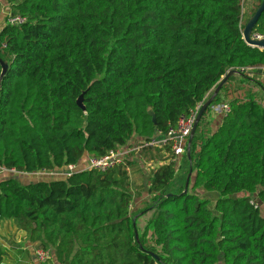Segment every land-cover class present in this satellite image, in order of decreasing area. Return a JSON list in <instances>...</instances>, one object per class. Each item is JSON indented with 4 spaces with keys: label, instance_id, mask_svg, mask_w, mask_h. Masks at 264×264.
Masks as SVG:
<instances>
[{
    "label": "trees",
    "instance_id": "16d2710c",
    "mask_svg": "<svg viewBox=\"0 0 264 264\" xmlns=\"http://www.w3.org/2000/svg\"><path fill=\"white\" fill-rule=\"evenodd\" d=\"M6 9L25 21L6 23ZM241 14L242 0H0V165L53 171L166 132L229 70L264 67ZM228 105L207 137L197 125L186 192L171 190L173 162L136 188L152 195L141 211L134 160L29 184L10 175L0 220L15 219L56 264H264V105L254 94ZM160 151L141 158L164 160ZM198 189L218 192L213 207Z\"/></svg>",
    "mask_w": 264,
    "mask_h": 264
},
{
    "label": "built area",
    "instance_id": "2783aa9c",
    "mask_svg": "<svg viewBox=\"0 0 264 264\" xmlns=\"http://www.w3.org/2000/svg\"><path fill=\"white\" fill-rule=\"evenodd\" d=\"M245 0H242L244 3ZM244 14V10L242 9ZM25 21V18L18 15V14H11L8 9H6V17L5 22L10 24H21ZM240 21H242V14ZM253 39H264V34L254 33L251 35ZM264 48V47H259ZM241 71L244 72H251L252 68H240ZM202 105L200 102L193 110L190 111L187 115H181L175 126H170L166 132L162 133L160 131L157 132L156 136L148 141H143L137 145L132 146H117L113 149L108 150L105 154L100 156H89L88 157V164L84 168H77L76 164H68L61 169H56L53 171L41 170L40 173L48 175V176H63L66 178L72 172L81 171L85 169H96L105 171L109 168L118 166L120 164H124L126 160H133L137 159L140 164H144L146 167L150 169L155 164L161 165L166 162H173L176 166L175 174L178 173L181 158L187 155V146L189 136L195 122L196 116L198 111ZM221 110L224 114L229 112L230 108L228 104H221L218 106H213L212 111ZM154 148L159 147L162 150L164 160L156 161L150 160L148 162L144 161L142 156V151L144 148ZM153 167V168H154ZM152 168V169H153ZM151 169V170H152ZM17 171L15 168H5L4 166L0 165V175L3 173L7 174H15ZM35 257L38 262H45L50 260L51 254L49 250H45L43 248L38 247L35 250ZM157 264V263H155Z\"/></svg>",
    "mask_w": 264,
    "mask_h": 264
},
{
    "label": "crops",
    "instance_id": "0c3cea01",
    "mask_svg": "<svg viewBox=\"0 0 264 264\" xmlns=\"http://www.w3.org/2000/svg\"><path fill=\"white\" fill-rule=\"evenodd\" d=\"M246 75L252 78H249ZM227 88L229 89L228 94H225V90L219 91L221 104H228V101L233 98L244 99L249 94H254L255 99L264 105V67H261L257 73H255V69L251 72H235L232 79L228 82ZM224 116L225 114L221 110L213 111V114L207 117L201 126L202 129L200 131L203 135L207 137L214 132L222 122ZM160 153L163 156L162 151H160ZM88 157L89 156L87 155L82 161H79L76 164L77 168L86 167L88 164ZM133 160L135 163L138 162L137 159ZM156 164L155 166H157ZM137 166L140 167L138 163ZM151 169H149L148 173ZM183 173L184 171L182 170V174ZM10 175H15L16 178L17 176L20 177L21 180L17 179L21 184H29L39 180L50 181L64 178L63 176H48L40 173V171H35L32 173H3L0 175V179L8 178ZM32 175H37L35 180L31 179V177H33ZM147 175L148 174H146V176ZM44 176H47L48 178ZM37 248V243L31 242L26 232L20 229L17 223L12 222L10 219L0 220V264H31V262L32 264H37L35 257V250Z\"/></svg>",
    "mask_w": 264,
    "mask_h": 264
},
{
    "label": "rangeland",
    "instance_id": "374dc122",
    "mask_svg": "<svg viewBox=\"0 0 264 264\" xmlns=\"http://www.w3.org/2000/svg\"><path fill=\"white\" fill-rule=\"evenodd\" d=\"M258 3H259V0H245L244 3H242V9L244 10V14L242 12V22L244 24L247 22L249 17L253 14V11L256 8ZM218 105H221L220 96L218 98V101H214V103L210 107H208L207 110L204 112L203 117H201V120L198 123L197 134L202 129L201 126H202L204 120L207 117H209L210 115L213 114L212 107L213 106H218ZM138 164L140 165V167L137 166V163H134L131 166V169H130L131 170V172H130V181H131L132 190L135 192V195H136V198L134 199V202H133V207H134V209L138 208V210L141 211L144 208V206H146L148 204V202H149L148 200L152 197V195L148 196L146 194V192H144V193L142 192L140 196H137L136 188L139 187L140 185H143V184L146 183V181L148 179L146 174H148V171L150 169L149 167H146L144 164H140V163H138ZM188 167H189V164L185 160V157L183 156L181 158V162H180V167H179L178 173L175 174V176H174V178H173V180L171 182V185H170L172 191H175L176 189L177 190L181 189L183 184H185L184 182H186V179H187V176H188L187 173L190 171V170L188 171ZM182 170L184 171L183 174H182ZM32 176L33 177H31V179H33V180H35L36 179L35 177H37V175L36 176L32 175ZM44 177H47V176H44ZM17 178L19 180H21L20 177L17 176ZM197 192H198V194L200 196L210 200V202H209V206L210 207L214 206V203H215L214 200L216 198H218L217 197L218 192H216V191H207L205 189H203V190L198 189ZM259 205H260V208H261V213L264 215V204L260 202ZM150 214H151V211H146V212H144L142 214L140 212V216L137 219L138 227H139L138 231H139L140 234H141L142 229H143V227L145 225V222L147 221V219L150 216ZM10 220H12V222L16 223L15 219L10 218ZM148 237H146V238H148ZM149 241H151V240H149ZM42 263L43 264H56L55 262H53V258H52V260H48V261H45V262H38L37 261V264H42ZM31 264H32V262H31ZM218 264H223V261H221V258H220Z\"/></svg>",
    "mask_w": 264,
    "mask_h": 264
},
{
    "label": "water",
    "instance_id": "95a60500",
    "mask_svg": "<svg viewBox=\"0 0 264 264\" xmlns=\"http://www.w3.org/2000/svg\"><path fill=\"white\" fill-rule=\"evenodd\" d=\"M263 11H264V0L261 1L260 5L257 7V9L249 17V19L245 23L244 28L242 30V38L250 46H254V47H264V39H253V38H251L253 27L257 23L260 15H261V13ZM0 66H1V72H0V81H1V78H2V76L4 74V72L6 71V68H7L8 64L5 61H3L2 59H0ZM235 72H237L235 69L229 70L222 77V79L217 84V86L214 88L211 96L202 103V105H201V107H200V109L198 111V114L196 116L195 122L193 124L192 130H191V133H190V136H189L188 146H187V156L189 155L190 144H191L193 135L195 133V130L197 128V125H198L199 121L201 120L202 115L207 110V108L212 105V103H213L216 95L219 93L222 85L225 83V81L228 79V77L231 76L232 74H234ZM77 103L80 106L83 107L81 98H78L77 99ZM152 120L155 121V117L154 116H152ZM190 174H191V170L188 173V176H187V179H186V182H185V188L183 189V193L187 191L188 181H189ZM135 236L137 238V233L135 234Z\"/></svg>",
    "mask_w": 264,
    "mask_h": 264
}]
</instances>
